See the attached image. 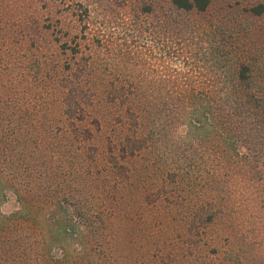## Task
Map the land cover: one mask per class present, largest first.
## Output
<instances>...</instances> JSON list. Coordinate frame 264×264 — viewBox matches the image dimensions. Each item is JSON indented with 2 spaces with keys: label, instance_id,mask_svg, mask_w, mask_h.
I'll use <instances>...</instances> for the list:
<instances>
[{
  "label": "trees",
  "instance_id": "1",
  "mask_svg": "<svg viewBox=\"0 0 264 264\" xmlns=\"http://www.w3.org/2000/svg\"><path fill=\"white\" fill-rule=\"evenodd\" d=\"M18 2L0 0V264L56 263L60 255L49 250L66 238L89 258L85 248L99 239L111 246L123 231L140 256H162L172 232L189 226L203 235L224 218L234 206L229 186L231 199L236 187L256 189L264 88L250 83L243 42L215 44L212 75L178 47L159 58L115 50L106 28H93L97 45L85 34L72 48L62 20L47 24L37 10L21 20ZM167 2L170 15L155 28L175 45L181 30L195 28L172 13L205 15L212 6ZM6 201L14 212L1 210Z\"/></svg>",
  "mask_w": 264,
  "mask_h": 264
},
{
  "label": "rangeland",
  "instance_id": "2",
  "mask_svg": "<svg viewBox=\"0 0 264 264\" xmlns=\"http://www.w3.org/2000/svg\"><path fill=\"white\" fill-rule=\"evenodd\" d=\"M18 5L22 7L19 11L21 20L30 19L35 10L43 19H50L47 24L62 20L65 30L71 34L72 48L79 39L84 40L85 34H88L87 40L90 38L89 44L94 42L97 45V39L91 37L95 33L93 28H106V34L115 39V50H131L159 58L160 51L178 47L185 53L192 52L194 55H191L196 57L194 61L199 66H205L212 75L217 74L210 61L217 54L215 44L234 37L240 43L243 42L240 52H245V62L252 70L253 80L250 83L264 88V12L261 15L252 13L253 8L264 6V0H212L211 9L205 15L172 13L174 17L171 19L179 22L181 27L188 24L196 29V33L192 35L189 30H181L177 38L179 43L176 45L170 41L171 36L166 30L160 32L159 28H155V22L159 24L166 15H170L167 0H19ZM146 6L154 9L153 15L142 14ZM137 24L140 25L139 32L136 30ZM151 31H155L157 35ZM104 44L107 45V42ZM154 58L149 60V69H152L150 64H157ZM223 75L221 72L219 76ZM259 170L262 175L255 190L245 187L246 190L243 188L237 192L236 187V199H231L233 187H228L229 203L235 207L230 206L225 210L226 217H217L216 223L208 225L203 235L198 234L197 228L189 226L182 232H172V239L168 244L170 249L163 252L162 256L156 254L155 250L140 256L142 252L133 248L128 233L123 231L119 233L116 243L110 241L111 246L99 239L98 243L106 247L95 243L89 250L85 248L89 252V258L80 257L82 250L78 248V243L66 238L62 240L64 246H61V240H58L49 252L58 257L60 255V260L56 258L53 261L56 263L51 264H65L67 260L66 264H75L76 259L82 263H87L90 259L95 260L96 264H102L101 257L105 253L111 256L109 264H264V158L259 164ZM15 207L14 201H6L1 210L10 214ZM225 220H230L233 225L223 227L221 222ZM188 225L194 224L190 221ZM103 237H109V232ZM174 245L176 247L173 249ZM170 252L175 257L174 260L169 257ZM125 256L129 257L126 262ZM27 264L45 263L41 258L40 261L37 259L34 263Z\"/></svg>",
  "mask_w": 264,
  "mask_h": 264
}]
</instances>
